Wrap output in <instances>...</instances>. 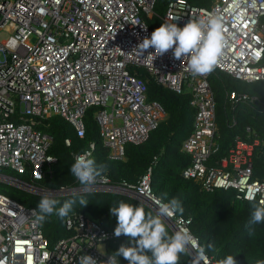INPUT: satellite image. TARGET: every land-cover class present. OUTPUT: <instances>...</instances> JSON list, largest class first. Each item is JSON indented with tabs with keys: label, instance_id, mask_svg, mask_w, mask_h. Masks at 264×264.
I'll list each match as a JSON object with an SVG mask.
<instances>
[{
	"label": "built area",
	"instance_id": "2783aa9c",
	"mask_svg": "<svg viewBox=\"0 0 264 264\" xmlns=\"http://www.w3.org/2000/svg\"><path fill=\"white\" fill-rule=\"evenodd\" d=\"M155 4L156 0H0V161H4L0 166L29 170L35 181L50 176L57 161L49 152L52 136L34 124L60 114L82 137L84 114L92 105L98 106L94 118L110 157L123 158L125 145L146 140L166 115L159 101L147 98V77L140 73L145 69L156 82L190 94L195 113L180 145L190 159L181 174L205 191L233 188L236 198L264 201V179L253 176L258 139L248 142L236 136L228 153L215 157L219 144L210 74L193 75L190 58L176 59L173 50L155 57L148 56L154 48L143 55L136 49L154 31L145 16L153 14L161 24L180 27L190 20L216 16L221 19L225 42L216 68L237 79L264 80V0H211L209 6L168 0L162 12L155 10ZM227 94L232 102L264 103L247 91ZM65 142L69 144L70 139ZM94 147L91 142L74 158L89 157ZM260 151L264 155V141ZM156 160L154 155L136 182H114L102 174L92 191L124 194L155 212L159 203L166 202L151 186ZM0 178L46 195L84 192L79 182L51 189L4 173ZM37 212L35 206L0 191V264H79L85 254L103 264L114 255L107 242L118 238L115 227L73 211L65 218L70 233L50 242L42 224L34 222ZM165 223L173 231L186 228L192 233L189 216L177 213ZM201 264L218 261L206 254Z\"/></svg>",
	"mask_w": 264,
	"mask_h": 264
},
{
	"label": "trees",
	"instance_id": "16d2710c",
	"mask_svg": "<svg viewBox=\"0 0 264 264\" xmlns=\"http://www.w3.org/2000/svg\"><path fill=\"white\" fill-rule=\"evenodd\" d=\"M167 1L156 0L155 10L162 12ZM188 1L199 6H209L211 3V0ZM154 19L157 18L153 14L145 16L148 25L155 30L161 23L158 19L157 22H153ZM262 21L264 22V16ZM140 73L142 77H147V98L159 101L166 115L150 131L146 140L140 143L128 142L125 145L123 158L110 157L108 147L102 141L99 126L94 118L98 106L92 105L84 114L85 133L82 137L77 136L74 127L60 114L49 115L34 124L35 127L52 136L49 152L57 157V161L53 164V172L50 176L35 181L31 179L29 170L18 172L2 166L0 173L46 188H69L78 183L70 171L75 160L74 154L83 151L94 142L95 147L89 158L95 159L98 164L106 165L102 174H107L114 182L123 179L136 182L153 156L157 155L151 174L153 191L166 202L172 198H179L184 209L182 215L191 217L190 229L197 236L201 246L207 248L208 245H212L207 249L209 256L220 261L228 255H233L237 264H256L258 260H264V223L254 225L252 234H249L248 228L252 204L256 201L236 198L233 188L205 191L197 181L181 174L182 168L190 158L181 151L180 145L191 130L195 113V109L190 104L189 92L186 90L177 92L156 82L145 69H140ZM209 81L216 102V140L219 148L215 157L226 155L233 146L236 136L248 142L258 139L259 144L253 153V176L264 179V155L260 151V144L264 141V103H252L246 100L232 102L227 94L231 90L247 91L257 94L264 101V80L237 79L215 67L209 75ZM247 126L250 127L249 130ZM66 138L70 139L69 144H66ZM0 191L26 205L35 206L38 211V203L46 195L3 180H0ZM74 195H85L89 203L83 208L77 203L73 211H81L98 220L105 227L117 226V220L111 215L110 208L118 206L120 201L134 205L143 204L146 211L154 213L144 203L119 193L91 191L51 196L62 204ZM66 217L61 218L54 214L42 223L43 232L50 242L70 233L65 226ZM168 231L170 234L173 233L169 227ZM128 243V238L121 235L115 240L108 241L107 248L115 254L121 245ZM120 264H128V262L121 257ZM180 264H191L190 257L181 255Z\"/></svg>",
	"mask_w": 264,
	"mask_h": 264
},
{
	"label": "clouds",
	"instance_id": "9594fccd",
	"mask_svg": "<svg viewBox=\"0 0 264 264\" xmlns=\"http://www.w3.org/2000/svg\"><path fill=\"white\" fill-rule=\"evenodd\" d=\"M131 23L139 24L138 21ZM222 32L221 19L216 16L190 20L183 27L177 23H163L150 37H145L136 49L143 55L147 49L154 48L155 52L149 53L148 56L155 57L173 50L176 59L190 58L188 68L193 75H206L215 69L223 54L225 42ZM105 167L106 165L98 164L95 159L81 154L75 157L70 171L82 186L84 193H90ZM77 203L83 208L89 202L85 195H74L62 204L53 196L44 195L38 203L39 211L35 214L34 222L42 224L54 214L64 218L73 211ZM183 211L179 198L159 203L154 213L146 211L143 204L134 205L126 201L112 206L110 213L117 220L114 235L126 236L129 243L121 245L114 255H109L103 261V264H120L121 257L128 264H180L181 255L190 257L191 264H201L207 249L212 245L207 248L198 246L196 238L188 229L178 228L173 231L165 223L166 218H172L177 213L182 214ZM259 223H264V201L252 204L248 222L249 234L254 231L253 226ZM166 225L173 233H169ZM79 264H98V260L90 254H85L80 257ZM218 264L237 262L233 255H228L218 261ZM256 264H264V260H258Z\"/></svg>",
	"mask_w": 264,
	"mask_h": 264
},
{
	"label": "rangeland",
	"instance_id": "374dc122",
	"mask_svg": "<svg viewBox=\"0 0 264 264\" xmlns=\"http://www.w3.org/2000/svg\"><path fill=\"white\" fill-rule=\"evenodd\" d=\"M153 22H157V19H154ZM2 180H4L3 178H0ZM100 247H102V245H99Z\"/></svg>",
	"mask_w": 264,
	"mask_h": 264
},
{
	"label": "water",
	"instance_id": "95a60500",
	"mask_svg": "<svg viewBox=\"0 0 264 264\" xmlns=\"http://www.w3.org/2000/svg\"><path fill=\"white\" fill-rule=\"evenodd\" d=\"M6 175V174H5ZM8 176V175H7Z\"/></svg>",
	"mask_w": 264,
	"mask_h": 264
}]
</instances>
